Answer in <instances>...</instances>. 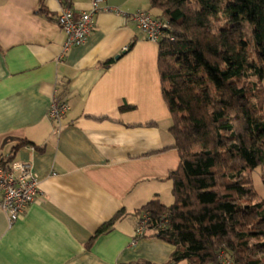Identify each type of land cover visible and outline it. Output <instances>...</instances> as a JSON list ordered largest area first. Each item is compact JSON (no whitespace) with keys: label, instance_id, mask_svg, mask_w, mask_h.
Listing matches in <instances>:
<instances>
[{"label":"crops","instance_id":"crops-1","mask_svg":"<svg viewBox=\"0 0 264 264\" xmlns=\"http://www.w3.org/2000/svg\"><path fill=\"white\" fill-rule=\"evenodd\" d=\"M66 5L0 0V156L30 162L42 190L12 224L0 208V264H167L177 247L156 231L132 242L139 209L167 205L180 156L159 45L124 15L161 11L149 0H106L88 40L60 59ZM69 5L79 14L91 0ZM55 95L70 104L58 131L48 117ZM24 140L33 144L14 151ZM263 172H250L262 199Z\"/></svg>","mask_w":264,"mask_h":264},{"label":"trees","instance_id":"trees-1","mask_svg":"<svg viewBox=\"0 0 264 264\" xmlns=\"http://www.w3.org/2000/svg\"><path fill=\"white\" fill-rule=\"evenodd\" d=\"M149 2L167 25L158 70L180 164L168 177L174 202L150 200L139 213L151 229L169 216L156 231L177 247L167 264H216L222 246L236 264H264V199L250 176L264 165V0Z\"/></svg>","mask_w":264,"mask_h":264},{"label":"built area","instance_id":"built-area-1","mask_svg":"<svg viewBox=\"0 0 264 264\" xmlns=\"http://www.w3.org/2000/svg\"><path fill=\"white\" fill-rule=\"evenodd\" d=\"M106 0H91L90 9L76 14L68 4L58 15V23L64 35L60 59L63 58L73 46L85 43L95 29V15L103 9L102 4ZM117 12L120 9L115 8ZM122 13V12H121ZM131 17L147 40L158 43L165 34L167 25L158 19L150 10L139 8L133 13L124 14ZM127 49V48H125ZM70 109L67 99L57 95L53 98L48 117L55 127L60 130L62 121ZM0 208L7 213L10 223L20 219L27 207L37 201L42 194L40 181L34 173L30 162L12 161L9 156H0ZM170 225V218L165 213L151 229V216L149 212L142 213L137 221L135 244L139 238L144 237L149 231H164ZM216 264H236L228 254L226 247L222 246L218 251Z\"/></svg>","mask_w":264,"mask_h":264},{"label":"rangeland","instance_id":"rangeland-1","mask_svg":"<svg viewBox=\"0 0 264 264\" xmlns=\"http://www.w3.org/2000/svg\"><path fill=\"white\" fill-rule=\"evenodd\" d=\"M155 11H152V13L154 14ZM226 18L224 16H221V20L220 21H214V26L217 28L219 26H221V24H223L225 22ZM245 30L247 32V36L248 38H250V34H251V30H250V26L245 23L244 24ZM174 202V197L173 194L170 193V195L168 196V202L167 205H171ZM257 239H254L252 242H255ZM257 258H262L264 260V251H260V253H258Z\"/></svg>","mask_w":264,"mask_h":264},{"label":"water","instance_id":"water-1","mask_svg":"<svg viewBox=\"0 0 264 264\" xmlns=\"http://www.w3.org/2000/svg\"><path fill=\"white\" fill-rule=\"evenodd\" d=\"M120 57V55H118L116 58H119Z\"/></svg>","mask_w":264,"mask_h":264}]
</instances>
